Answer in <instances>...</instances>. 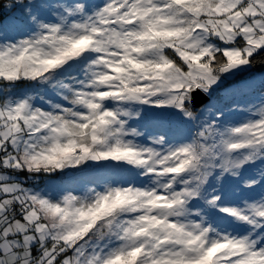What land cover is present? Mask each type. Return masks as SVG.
<instances>
[{
    "label": "snow or ice",
    "instance_id": "obj_1",
    "mask_svg": "<svg viewBox=\"0 0 264 264\" xmlns=\"http://www.w3.org/2000/svg\"><path fill=\"white\" fill-rule=\"evenodd\" d=\"M258 66L264 0H0V264H264Z\"/></svg>",
    "mask_w": 264,
    "mask_h": 264
},
{
    "label": "rangeland",
    "instance_id": "obj_2",
    "mask_svg": "<svg viewBox=\"0 0 264 264\" xmlns=\"http://www.w3.org/2000/svg\"><path fill=\"white\" fill-rule=\"evenodd\" d=\"M260 71H264V69L259 70V71H257V72H260ZM25 86H27L26 83H22V84L20 85L21 88H23V87H25Z\"/></svg>",
    "mask_w": 264,
    "mask_h": 264
},
{
    "label": "trees",
    "instance_id": "obj_3",
    "mask_svg": "<svg viewBox=\"0 0 264 264\" xmlns=\"http://www.w3.org/2000/svg\"><path fill=\"white\" fill-rule=\"evenodd\" d=\"M262 69H264V68L258 66V67L255 69V71H259V70H262Z\"/></svg>",
    "mask_w": 264,
    "mask_h": 264
}]
</instances>
